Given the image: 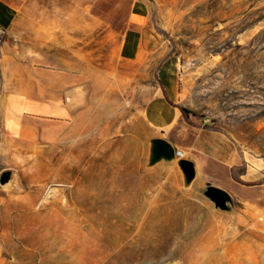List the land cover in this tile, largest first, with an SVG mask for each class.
I'll list each match as a JSON object with an SVG mask.
<instances>
[{
    "label": "rangeland",
    "instance_id": "374dc122",
    "mask_svg": "<svg viewBox=\"0 0 264 264\" xmlns=\"http://www.w3.org/2000/svg\"><path fill=\"white\" fill-rule=\"evenodd\" d=\"M100 14L76 45L0 31L1 258L264 264L258 210L198 170L186 186L181 158L150 165L153 139L186 138L149 118L171 70L173 104L264 159V0H108Z\"/></svg>",
    "mask_w": 264,
    "mask_h": 264
},
{
    "label": "crops",
    "instance_id": "0c3cea01",
    "mask_svg": "<svg viewBox=\"0 0 264 264\" xmlns=\"http://www.w3.org/2000/svg\"><path fill=\"white\" fill-rule=\"evenodd\" d=\"M103 2L108 3V0H0V31L15 33L18 26L35 28L38 35L44 37V31L51 29L54 45H76L81 39L78 34L82 35L76 31L78 24H84V29L88 24L96 30L107 24L101 14L94 15L96 6H102ZM64 29L68 32L62 34ZM39 30L42 31L39 33ZM123 40L124 45L125 37ZM132 41L136 43L135 37ZM137 55L138 51H133L129 56ZM0 62L1 71L5 74L6 59L2 57ZM161 77L165 90L160 93L155 86L156 95L149 106L151 121L162 129L178 127L186 140H176L174 136L169 142L196 164L206 180H214L218 187L247 198L244 202L248 201L258 210L264 223V159L249 153L230 133L211 127L208 120L205 124L195 122L193 114H186L173 104L174 93H179L176 74L164 70ZM226 178L228 185L224 182ZM0 264H6L1 256Z\"/></svg>",
    "mask_w": 264,
    "mask_h": 264
},
{
    "label": "water",
    "instance_id": "95a60500",
    "mask_svg": "<svg viewBox=\"0 0 264 264\" xmlns=\"http://www.w3.org/2000/svg\"><path fill=\"white\" fill-rule=\"evenodd\" d=\"M180 155V151L166 139L156 138L151 141L150 165H155L162 161L173 162ZM178 167L184 175L186 186H190L198 175L196 164L191 160L181 158L178 161ZM8 180L9 174H6L2 179V183L5 184ZM209 190L213 197L219 199L228 198V194L218 188L210 187Z\"/></svg>",
    "mask_w": 264,
    "mask_h": 264
},
{
    "label": "built area",
    "instance_id": "2783aa9c",
    "mask_svg": "<svg viewBox=\"0 0 264 264\" xmlns=\"http://www.w3.org/2000/svg\"><path fill=\"white\" fill-rule=\"evenodd\" d=\"M180 156H178V158H183L184 157V154H183V152L182 151H180Z\"/></svg>",
    "mask_w": 264,
    "mask_h": 264
},
{
    "label": "trees",
    "instance_id": "16d2710c",
    "mask_svg": "<svg viewBox=\"0 0 264 264\" xmlns=\"http://www.w3.org/2000/svg\"><path fill=\"white\" fill-rule=\"evenodd\" d=\"M182 110H183V112L187 113L185 109L182 108Z\"/></svg>",
    "mask_w": 264,
    "mask_h": 264
}]
</instances>
